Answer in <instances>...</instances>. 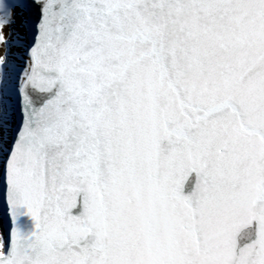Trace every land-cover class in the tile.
Returning a JSON list of instances; mask_svg holds the SVG:
<instances>
[{"label":"snow or ice","instance_id":"snow-or-ice-1","mask_svg":"<svg viewBox=\"0 0 264 264\" xmlns=\"http://www.w3.org/2000/svg\"><path fill=\"white\" fill-rule=\"evenodd\" d=\"M0 264H264V0H0Z\"/></svg>","mask_w":264,"mask_h":264}]
</instances>
